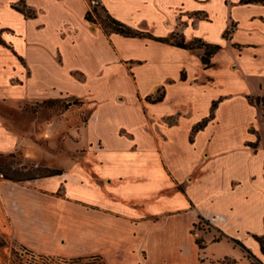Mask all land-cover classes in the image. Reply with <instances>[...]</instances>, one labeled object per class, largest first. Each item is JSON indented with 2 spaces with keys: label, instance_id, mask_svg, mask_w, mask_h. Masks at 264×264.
I'll return each mask as SVG.
<instances>
[{
  "label": "crops",
  "instance_id": "obj_1",
  "mask_svg": "<svg viewBox=\"0 0 264 264\" xmlns=\"http://www.w3.org/2000/svg\"><path fill=\"white\" fill-rule=\"evenodd\" d=\"M19 1L0 0V97L22 94L7 74L27 63L31 94H91L84 132L93 134L61 175H0V264H13L15 245L105 264H192L190 247L202 263L199 215L264 264L254 238L264 236V103L251 101L264 99V2L97 0L156 37L219 44L206 66L204 48L105 32L86 19L91 0H24L33 17L13 7ZM71 51L94 66H70ZM71 72L85 82L70 86Z\"/></svg>",
  "mask_w": 264,
  "mask_h": 264
},
{
  "label": "rangeland",
  "instance_id": "obj_2",
  "mask_svg": "<svg viewBox=\"0 0 264 264\" xmlns=\"http://www.w3.org/2000/svg\"><path fill=\"white\" fill-rule=\"evenodd\" d=\"M94 3L97 7V23H91L102 28L100 22L106 21L107 13L99 1L95 0ZM4 20L18 22L9 14L4 15ZM6 32L13 31L7 29ZM67 59L70 66H94L88 53L71 51L68 52ZM19 66V69L10 70L7 74V87H22V94H12L13 92L8 90L0 97V149L3 150L0 151V164L15 159L24 165L35 164L49 170H72L76 162L88 152L86 146L89 145L93 134L90 130L84 132L91 114L88 103L93 105V101L87 97L91 94L85 92L84 96H79L58 87L52 89L51 96L48 95L50 92L31 94L33 71L27 63ZM84 80L82 72H71L67 82L73 86L77 85L78 81L85 82ZM3 121L8 130L18 132L21 140L15 141V136L3 128ZM15 142L20 144L14 149ZM83 144L85 146H82ZM13 149L14 151H10ZM10 154L13 156H9ZM90 159L92 158H86L88 162ZM193 232L206 246L200 252L202 263L197 261L198 250L189 247L188 251L183 252L188 259L186 261L190 262L191 259L192 264H230L232 260L224 261L226 257L236 259V264H261L249 257L247 252L244 253L242 247L228 237L214 241L215 237H220L221 234L209 221H201ZM11 259L13 264H105L101 258L95 256L82 259L45 256L19 245L13 247Z\"/></svg>",
  "mask_w": 264,
  "mask_h": 264
},
{
  "label": "trees",
  "instance_id": "obj_3",
  "mask_svg": "<svg viewBox=\"0 0 264 264\" xmlns=\"http://www.w3.org/2000/svg\"><path fill=\"white\" fill-rule=\"evenodd\" d=\"M248 1V0H247ZM264 2V0H261ZM92 6L91 10H89L86 14V19L90 22L97 23V19L95 17V14H97V7L95 5V0H91ZM13 7L17 9L18 11L22 12L25 16L27 17H33L36 15V12L27 6L24 0H21L15 4H13ZM102 9L106 11L107 16H106V21L100 22L102 28L104 29L105 32L107 33H118L126 37H145L149 39H153L156 41L160 42H165L169 43L178 47L186 48V49H196V48H204V53L202 55V61L206 66H210L212 64L211 59L213 55L220 50L221 46L219 44H211L206 41H204L201 38H194L191 41H186L183 35H180L178 33H173L168 37H156L152 35L150 32L144 30V29H138L134 28L125 22L117 19L113 15H111L106 7L102 5ZM162 96L158 95L155 98L149 97L150 100L152 101H159L161 100ZM252 102L255 103H260L264 99H257L254 100L251 98ZM2 155V154H0ZM9 156H13V154H10ZM47 171V172H46ZM63 173L62 169H47L45 167L35 165V164H30V165H24L21 164L20 161L12 159L9 161H5L3 164H0V175L3 178L14 180V181H28V180H33L37 178H43V177H51V176H56V175H61ZM206 220L203 216L199 215V222L194 224V227H197L198 224ZM217 230L220 232L221 236L220 237H215L214 241H218L221 239L223 236L228 237L225 235L220 229L217 228ZM231 240H233L236 244L240 245L242 249L248 253V256L257 260L255 255L247 248L245 245L236 238L229 237ZM254 238L259 242L261 251L264 254V236L261 235H254ZM197 244L199 245L200 249H203L206 244L203 243V240L198 238L196 240ZM2 244V242L0 241ZM26 249V248H24ZM29 250V249H27ZM31 251V250H29ZM33 252V251H32ZM93 257V256H91ZM99 257V256H95ZM85 257H77L76 259H82ZM100 258V257H99ZM226 260H232L230 264H236V259H230V257H226L224 261ZM223 264H229L227 262H223Z\"/></svg>",
  "mask_w": 264,
  "mask_h": 264
}]
</instances>
